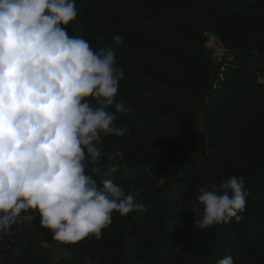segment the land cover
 I'll return each instance as SVG.
<instances>
[{
	"label": "trees",
	"instance_id": "16d2710c",
	"mask_svg": "<svg viewBox=\"0 0 264 264\" xmlns=\"http://www.w3.org/2000/svg\"><path fill=\"white\" fill-rule=\"evenodd\" d=\"M76 8L66 31L115 50L125 73L115 99L129 109L115 122L129 131L103 138L91 174L126 191L135 185L144 210L114 212L100 239L76 242L55 240L36 215L0 238V264H217L227 255L264 264V0H76ZM209 35L236 54L209 56ZM232 175L250 193L241 218L192 228L200 188Z\"/></svg>",
	"mask_w": 264,
	"mask_h": 264
},
{
	"label": "clouds",
	"instance_id": "9594fccd",
	"mask_svg": "<svg viewBox=\"0 0 264 264\" xmlns=\"http://www.w3.org/2000/svg\"><path fill=\"white\" fill-rule=\"evenodd\" d=\"M77 15L76 0H0V238L38 215L59 242L100 239L114 212L144 210L135 185L126 191L91 174L103 138L129 131L115 123L129 109L115 99L125 75L115 50L66 31ZM199 191L191 209L199 229L239 220L250 194L235 175Z\"/></svg>",
	"mask_w": 264,
	"mask_h": 264
},
{
	"label": "rangeland",
	"instance_id": "374dc122",
	"mask_svg": "<svg viewBox=\"0 0 264 264\" xmlns=\"http://www.w3.org/2000/svg\"><path fill=\"white\" fill-rule=\"evenodd\" d=\"M207 51L208 55L212 57H218V56H230L236 54L235 52H228L226 51L221 43L218 41V39L213 36L209 35L208 43H207ZM249 62H253V59H249ZM261 65L264 67V57L261 59ZM53 252L57 259H61L66 257V252L61 246H55L53 248Z\"/></svg>",
	"mask_w": 264,
	"mask_h": 264
},
{
	"label": "built area",
	"instance_id": "2783aa9c",
	"mask_svg": "<svg viewBox=\"0 0 264 264\" xmlns=\"http://www.w3.org/2000/svg\"><path fill=\"white\" fill-rule=\"evenodd\" d=\"M209 38V36H208ZM207 43H208V40H207ZM207 43H206V48H207ZM222 56H218V57H213L214 59H220Z\"/></svg>",
	"mask_w": 264,
	"mask_h": 264
}]
</instances>
